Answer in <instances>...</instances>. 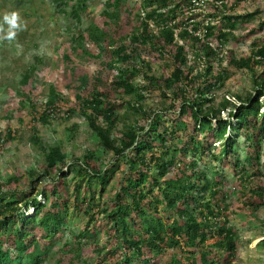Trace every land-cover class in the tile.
<instances>
[{
	"label": "trees",
	"instance_id": "obj_1",
	"mask_svg": "<svg viewBox=\"0 0 264 264\" xmlns=\"http://www.w3.org/2000/svg\"><path fill=\"white\" fill-rule=\"evenodd\" d=\"M52 1L67 5L64 0ZM72 1L70 16L81 24L87 5L85 0ZM124 1L108 0L101 14L103 25H91L92 31L87 36L81 32L72 37L76 44L72 49L81 48L97 65L92 78H81L80 92L76 95L78 107L85 115L91 111L88 119L93 137L105 150H111L113 157L104 168L94 152L68 162L60 143L44 146L35 127L32 128V140L42 150L45 166L36 177L35 169H30L25 188L20 183L26 174L8 178L0 174V264L43 262L51 249L40 240H50L59 232L71 215V206L83 210L89 218L88 225L100 213L107 216L114 231L110 233V242L115 241L112 255L121 264H131L134 259L148 264L166 255L172 257L171 264H183L185 259L191 264H229L236 257L237 234L230 226L227 211L231 190L225 180L218 178V171L198 172L196 167L201 160L213 158L224 163L234 157L230 164L241 183L262 176L264 112L260 113V99L264 97V78L255 81V93L236 95L237 103L224 98L216 107L214 92L229 78L227 71L220 68L214 72L210 64L217 61L221 66L226 58L228 66L238 70L255 72L264 66V46L240 59L234 57L233 51H225V43L234 37L237 23L254 16H240L235 8L256 0L210 2L212 12L208 16L221 22L219 29L203 25V20H199L201 14L190 15L191 0H143L141 13H137L138 27L122 37L121 25L109 32L107 28L120 22ZM112 7L118 11H110ZM260 27H264V22ZM187 42L193 49V58H189ZM155 54L170 60L173 65L170 75L150 74L153 69L148 58ZM65 59L69 60L70 55L66 54ZM205 60H209L206 65ZM199 61L204 64L200 70L190 64ZM137 78H142L145 86H137ZM30 79L27 71L23 84ZM151 86L170 98V105L150 112L130 103L135 115L142 116L120 137L113 138L120 107L113 101V95L123 92L142 97L143 91ZM25 97L30 99L35 116L39 115L44 122L56 118L61 111L60 103L66 100L51 87L45 110L39 112L36 101L29 95ZM228 109L231 111L224 118L222 113ZM75 111L69 109V113ZM100 118L106 122L105 126L97 124ZM6 131L5 134L0 131V147L17 134V130L12 132L10 128ZM242 135L245 136L243 161L237 158L236 151ZM220 139L226 141L217 156L213 144ZM118 171L122 172V178L110 202L101 203L94 193L80 198L83 181L89 191L94 181L98 182L102 186L99 193L103 195L105 186ZM70 175L80 181L73 200L63 197L61 190ZM43 180L51 182L50 193L38 190ZM155 190L163 199L154 196ZM259 190L245 198L247 206L258 205L254 198L257 194L263 197ZM160 205L164 214L159 212ZM31 210L33 215L29 214ZM86 237H91L88 229L77 236L79 244L71 250L75 255L68 264L80 257L82 240ZM258 247L264 249V240ZM60 252L64 260L68 255L64 250Z\"/></svg>",
	"mask_w": 264,
	"mask_h": 264
},
{
	"label": "rangeland",
	"instance_id": "obj_2",
	"mask_svg": "<svg viewBox=\"0 0 264 264\" xmlns=\"http://www.w3.org/2000/svg\"><path fill=\"white\" fill-rule=\"evenodd\" d=\"M64 1L67 5L57 4L52 0H0V25L5 30L0 33V131L5 134L7 128H10L12 132L17 130L15 139L5 142L0 147V174L4 178L26 174L27 176L20 183L24 188L29 184L28 172L30 169H35L36 177L45 166L44 154L32 140L34 134L32 128L34 127L44 146L60 143L62 151L67 154L68 162L94 152L104 168L113 157V152L105 150L93 137L88 119L91 111L89 110L87 115L83 114L78 107L76 98L80 92L81 78H92L97 65L81 48L72 49V46H76L72 42L74 35L78 36L83 32L87 36L92 31L91 25H103L104 19L101 14L106 10L108 0H85L87 11L82 13L81 24L70 16L74 1ZM124 2L125 8L120 14V22L108 27L107 31H113L119 24L122 26L121 36L127 37L139 25L137 13H141L143 0H125ZM110 11L117 12L118 10L112 7ZM234 11L240 16L247 14L254 16L247 21L237 23L232 33L234 37L225 43V51H233L236 59L246 58L264 46V27H260L264 22V0L244 2ZM12 12L19 13L23 28L17 32L15 39L8 41L3 39L8 30V25L4 22V15ZM127 20L129 21L128 25H126ZM216 23L219 29L221 22ZM186 46L189 58H193L190 42H187ZM66 54L70 55L69 60L65 59ZM148 61L153 69L150 73L152 75H170L173 71V65L168 58H161L155 54L150 56ZM207 63L209 60L204 61L205 65ZM190 64L198 70L204 66L200 61ZM210 64L214 67V72L220 68L227 71L229 78L221 89L214 92L213 104L216 107L224 98H230L232 102L237 103L236 95L244 97L255 93V81L264 78V66L257 68L255 72L246 69L238 70L228 66L226 58L221 66L217 61H211ZM27 71L30 72L31 79L27 84H23L22 80ZM135 84L141 87L145 86L142 78H137ZM51 87L57 89L66 100L60 103V114L56 118L52 117L48 122H44L39 119V115L35 116L30 99L25 96L29 95L31 100L36 101L38 111L43 112ZM113 101L120 105L113 138L120 137L128 126L142 116L135 115V112L129 107L130 103L142 106L144 111L150 112H158L171 103L170 98L164 97L153 86L144 90L142 97L118 92L113 95ZM260 103L262 105L260 113H262L264 112V97L260 99ZM73 108L76 110L75 113H69V109ZM230 111L228 109L223 112L222 116L227 118ZM97 124L105 126L106 122L100 118L97 120ZM203 136L201 134V137ZM225 141L226 139H220L213 144L217 156ZM236 151L237 158L243 161L245 158V136L242 135L238 138ZM191 156L190 154L189 157ZM233 158L231 157L224 163L213 158L201 160L197 164L196 170L198 172L203 170L218 171V178L225 180L227 188L231 190L230 199L227 201V211L230 216V226L237 234L238 250L236 257L229 264H264V249L258 247L259 243L264 240V155L262 156V176L243 183L240 182L239 174L230 164ZM121 178L122 172H116L109 184L105 186L106 191L103 195L99 193L102 186L98 182L94 181L92 191H89L88 185L83 181L79 190L80 198L82 199L84 194L90 197L94 193L98 201L108 203L117 192ZM77 182L80 181L73 179L72 175L63 182L61 187L63 197H70L73 200V196L78 193L76 191ZM50 184V181L43 180L38 186V190L50 193ZM258 188H261L259 192H263V197L255 195L254 202L258 205L247 206L245 198ZM153 194L160 200L163 199V195L159 194L157 190ZM42 203L44 204L45 201ZM163 208L160 205L159 212L161 214H164ZM108 209H111V205L108 206ZM69 212L71 215L66 218L64 225L52 239L40 240L43 246L51 249L48 257L40 264H68L69 259L75 255L71 250L79 244L77 236L86 229L91 233V237L82 240L81 255L74 259L73 264H121L112 255L115 241L110 242L112 240L110 233L114 231L107 216L100 213L94 222L88 225L89 218L83 210L79 211L71 206ZM29 214L33 215L34 213L31 210ZM164 220L167 221L166 218ZM135 227L137 226L135 225ZM61 250H64L68 255L64 260H61ZM170 251L173 253L172 250ZM171 263L172 257L166 255L159 256L148 264ZM131 264H144V262L134 259ZM183 264H191V261L185 259Z\"/></svg>",
	"mask_w": 264,
	"mask_h": 264
},
{
	"label": "built area",
	"instance_id": "obj_3",
	"mask_svg": "<svg viewBox=\"0 0 264 264\" xmlns=\"http://www.w3.org/2000/svg\"><path fill=\"white\" fill-rule=\"evenodd\" d=\"M214 0H191V11L190 15L194 14H201V17L199 20H203V25H212L216 26L218 21H216L214 18L209 17V13H211V9L209 8V3L213 2ZM215 4H221L220 1H215ZM219 23V22H218ZM151 26H154L153 23H151Z\"/></svg>",
	"mask_w": 264,
	"mask_h": 264
},
{
	"label": "clouds",
	"instance_id": "obj_4",
	"mask_svg": "<svg viewBox=\"0 0 264 264\" xmlns=\"http://www.w3.org/2000/svg\"><path fill=\"white\" fill-rule=\"evenodd\" d=\"M4 22L8 25L7 33L3 36V39L12 41L15 39L18 31L22 30L23 25L20 20V15L17 12H12L10 14L4 15ZM5 30L2 25H0V33Z\"/></svg>",
	"mask_w": 264,
	"mask_h": 264
}]
</instances>
